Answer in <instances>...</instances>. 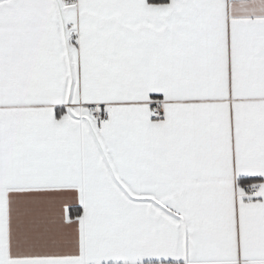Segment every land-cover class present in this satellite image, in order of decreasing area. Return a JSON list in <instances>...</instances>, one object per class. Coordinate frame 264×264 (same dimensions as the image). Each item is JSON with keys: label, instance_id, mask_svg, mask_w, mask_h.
<instances>
[{"label": "snow or ice", "instance_id": "6c2138e0", "mask_svg": "<svg viewBox=\"0 0 264 264\" xmlns=\"http://www.w3.org/2000/svg\"><path fill=\"white\" fill-rule=\"evenodd\" d=\"M0 264H264V0H0Z\"/></svg>", "mask_w": 264, "mask_h": 264}]
</instances>
